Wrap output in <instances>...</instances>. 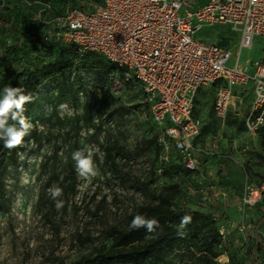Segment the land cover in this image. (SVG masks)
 I'll list each match as a JSON object with an SVG mask.
<instances>
[{"label":"rangeland","instance_id":"rangeland-1","mask_svg":"<svg viewBox=\"0 0 264 264\" xmlns=\"http://www.w3.org/2000/svg\"><path fill=\"white\" fill-rule=\"evenodd\" d=\"M93 1L0 0L1 98L4 87L19 77L48 63L70 64L41 84L37 106L25 114L29 134L4 156L0 264H74L93 257L97 250L111 248L112 230L126 231L142 208L155 205L170 189L176 194L174 210L204 214L220 238L213 255L176 245L163 264H251L256 241L255 256L264 259V211L243 209L240 203L249 184L264 183V135L252 134L246 125L252 91L234 89L233 105L222 121L214 112L217 87L201 90L194 118L201 125L196 150L202 169L188 173L174 155L160 176L158 130L140 84L127 81L122 69L106 62L101 66V58L77 57L55 39L43 42L52 30L37 25L44 7H51L49 21ZM204 35L232 50L231 65L238 61L246 68L264 53L263 38L240 52L237 32L219 29ZM82 149L85 155L89 149L93 153L94 175L81 176L77 170L73 153ZM54 186L62 189L56 199L50 191ZM232 223L249 232L239 233Z\"/></svg>","mask_w":264,"mask_h":264},{"label":"built area","instance_id":"built-area-1","mask_svg":"<svg viewBox=\"0 0 264 264\" xmlns=\"http://www.w3.org/2000/svg\"><path fill=\"white\" fill-rule=\"evenodd\" d=\"M51 7L38 14L37 25L52 28L43 42L65 43L79 54L95 53L122 69L127 81L143 89L160 148L158 174L176 153L184 170L200 172L196 150L201 125L194 118L195 98L201 90L217 87L214 112L225 121L234 89L253 93L246 125L257 134V117L264 114V53L245 68L234 63L228 46L211 43L204 31L230 29L241 36L239 51L264 39V0H101L76 7L64 17L46 19ZM253 128L255 130H253ZM241 208L264 207V183L249 184ZM241 234L243 224L232 223Z\"/></svg>","mask_w":264,"mask_h":264},{"label":"trees","instance_id":"trees-1","mask_svg":"<svg viewBox=\"0 0 264 264\" xmlns=\"http://www.w3.org/2000/svg\"><path fill=\"white\" fill-rule=\"evenodd\" d=\"M44 1L50 2L51 0ZM100 2L101 0L96 1V3ZM93 3L95 2L93 1ZM54 17L64 16L55 14ZM66 46L77 57L95 56L101 58V66L106 62L116 67L99 54L87 53L81 55L71 46ZM69 67L70 64L67 61L48 63L35 72L13 80L10 86L21 87L24 89L25 95L32 97L31 101L24 106V115L37 106L41 84L67 71ZM106 68L104 67V69ZM9 123L18 124V121L10 120ZM258 133L264 135V128ZM3 144V140H0V156L2 157V160H0V176L3 171L4 156L11 153ZM147 151V149L141 150L138 152L137 157H142ZM174 155L177 154L173 153L172 157ZM165 171L166 168L163 174H165ZM175 198L176 194L173 189H170L158 196L155 205L144 207L138 212V214H143L147 218H156L159 221V227L154 232L149 233L146 228L135 230L128 228L126 231L114 229L109 236L112 242L111 248H101L96 251L95 256L83 258L74 264H163L166 261L168 252L176 245L186 248L185 250L196 248L202 255H213L215 247L219 245L220 236L217 228L213 223L207 224L208 217L200 212L193 211L190 208L174 210L173 202ZM185 215L191 217V222L182 228L181 217ZM188 229L193 230L192 235L187 234ZM179 232H183V235H178ZM256 248L257 246L254 244L251 250V264H259L260 262L255 256Z\"/></svg>","mask_w":264,"mask_h":264},{"label":"clouds","instance_id":"clouds-1","mask_svg":"<svg viewBox=\"0 0 264 264\" xmlns=\"http://www.w3.org/2000/svg\"><path fill=\"white\" fill-rule=\"evenodd\" d=\"M32 97L24 94V89L21 87L5 86L3 89V97L0 98V140H3V146L7 149L15 148L21 145L26 135L29 134L31 125L26 122L27 118L24 115L25 104L30 102ZM17 123H9V121ZM264 124V114L257 117L256 127ZM18 125V126H17ZM253 130H255L253 128ZM73 159L77 162V170L81 176L95 174L93 165V153L89 149L88 154L85 151L78 150L73 153ZM53 199L62 194V189L54 186L51 190ZM60 206L59 203L57 205ZM191 222V217L185 215L181 217V227L183 228ZM159 227V221L156 218H147L143 214L135 215L129 225L130 229L146 228L147 232H154ZM178 235H183L179 232Z\"/></svg>","mask_w":264,"mask_h":264},{"label":"crops","instance_id":"crops-1","mask_svg":"<svg viewBox=\"0 0 264 264\" xmlns=\"http://www.w3.org/2000/svg\"><path fill=\"white\" fill-rule=\"evenodd\" d=\"M224 29H227V28H224ZM217 30H219V29H217ZM217 30L214 31L215 34H216V31H217ZM228 30H230V29H228ZM213 36H214V35H213ZM204 90H207V89H204ZM260 209H262V210L264 211V207H262V208H260ZM255 244H256V246H257V248H256V251H257L258 248L260 247V242H259V241H256ZM259 264H264V259L260 260Z\"/></svg>","mask_w":264,"mask_h":264}]
</instances>
